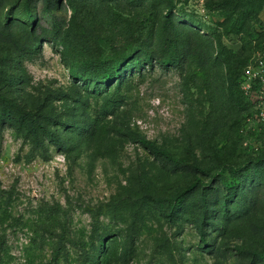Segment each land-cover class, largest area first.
<instances>
[{"label":"rangeland","instance_id":"rangeland-1","mask_svg":"<svg viewBox=\"0 0 264 264\" xmlns=\"http://www.w3.org/2000/svg\"><path fill=\"white\" fill-rule=\"evenodd\" d=\"M139 1L0 0V81L8 94L23 103L17 85H10L21 67L41 89L77 85L86 103L81 130L95 127L93 138H79L63 151L51 147L49 160L29 162L14 161L28 147L0 130V187L16 181L19 193L8 211L17 220L6 218L0 226V264H264V126L250 115L255 95L247 97L251 110L241 112L225 84L227 105L209 115L207 105L196 103L188 122L179 71L161 67L149 48L150 62L142 54L139 69L122 67L129 79L117 91L102 85L94 98L85 94L94 89L80 71L90 73L88 58L119 51L97 38L105 11L116 5L123 15ZM215 1L181 0L171 13L182 35L199 45L208 41L212 58L219 42L230 51L229 60L218 58L224 80L228 64L241 70L264 61V6L249 31L236 34L232 18L205 6ZM159 9L157 20L166 14ZM142 16L132 8L133 21ZM77 23L88 29L80 41ZM32 43L39 49L29 50ZM21 49L29 50L23 58ZM110 96L118 100L113 109L104 101ZM161 151L189 164L180 182L189 185L185 219L172 220L150 197L134 198L139 188L153 193L149 187L162 185L163 167L170 165ZM174 181L168 186L176 188Z\"/></svg>","mask_w":264,"mask_h":264},{"label":"trees","instance_id":"trees-1","mask_svg":"<svg viewBox=\"0 0 264 264\" xmlns=\"http://www.w3.org/2000/svg\"><path fill=\"white\" fill-rule=\"evenodd\" d=\"M180 1L140 0L138 3H130L129 7H137L143 14L138 23L130 18L132 8L122 11L123 15H119L121 13L117 12L116 5L107 8L105 12L109 16L104 21L103 29L99 31L97 38L102 37L104 45L110 48L114 49L119 46V51L110 53L100 51L95 54L97 58H94V55L88 58L91 62L88 65L90 73H86L85 69H80V71L81 74L91 77V81L87 80V84L89 83L94 89L85 94L94 98L99 94V88L102 85L117 91L129 79L128 72L122 67L136 64V68L139 69L138 57L145 54V50L149 48L157 53L156 61L161 67L179 71L181 93L186 106L188 122L189 118L194 119L196 116L194 111L196 103H199L201 107L207 105L209 108L207 114L209 115L210 112L211 114L220 112L227 105L228 97L224 92L225 84L229 89V96L231 95L233 100L235 99L234 107L241 112H245L247 109L251 110V103L239 86L240 76L246 64L241 66V70L237 69L235 63L228 64V70L224 76L226 79L222 80L221 75L218 74L220 66L218 58L223 56L225 61L229 60L227 53L230 51L219 42L217 55L212 58L208 50V41L199 45L196 41L189 40L188 36L182 35L178 30L180 27L174 22L171 13L175 8V2ZM71 6L73 16L76 17L77 11L73 5ZM160 6L166 9V14L162 17L163 20L156 18L157 14H161ZM205 6L208 9L219 11L224 17L232 18L233 32L243 34L249 31V22L264 6V0H217L213 4L207 3ZM135 24H137L136 28ZM73 27L79 41L87 36L86 25L77 23V27L74 24ZM37 45L38 43L28 44V49L37 50L39 49ZM28 49L19 50L18 56L23 58V55L29 51ZM77 49L79 50V47ZM77 49H73V51L76 53ZM73 51L71 53L75 56ZM145 56H147L146 61L150 62L148 54ZM10 85H17V91L23 97V103L18 98L9 95L8 89L4 88L0 81V130H10L14 137L22 140L21 148L28 147L27 153L22 158L20 156L14 158L15 162H19L21 159L29 162L36 158L46 161L51 157V147L54 150L63 151L79 138L81 140L93 138L94 123L90 125L89 129L86 127L84 131L81 130L80 118L86 103L83 101L82 95L79 94L77 85H73L67 91L49 87L41 89L32 83L22 67L18 76L11 80ZM104 101L107 108L113 109L118 100L115 97L109 101L108 97H104ZM199 114L202 115L203 112L200 111ZM250 115H254L253 110ZM142 142L150 143L146 139H143ZM161 155L168 160L170 165L169 168L163 167L162 185L149 187L155 189L153 193H148L144 187L139 188L134 198L138 202H143L150 197L169 214L172 220L185 219L186 216L181 209L186 207L188 202L189 185H186V182L180 185V182L189 176V164L184 158L167 151H161ZM172 177L176 178L174 181L176 188L168 186ZM167 188H171L172 192L165 193ZM18 194L16 181L7 189L0 187V226L4 225L6 218L17 220L11 217L8 211ZM130 241L132 242V237H130ZM4 245L5 235L1 233L0 254Z\"/></svg>","mask_w":264,"mask_h":264},{"label":"built area","instance_id":"built-area-1","mask_svg":"<svg viewBox=\"0 0 264 264\" xmlns=\"http://www.w3.org/2000/svg\"><path fill=\"white\" fill-rule=\"evenodd\" d=\"M239 86L246 97L255 95L254 117L264 126V61H251L242 71Z\"/></svg>","mask_w":264,"mask_h":264}]
</instances>
